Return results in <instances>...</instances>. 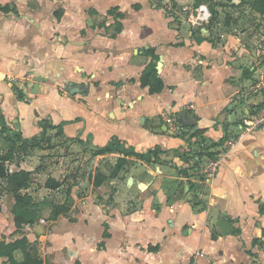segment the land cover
I'll return each instance as SVG.
<instances>
[{
	"label": "crops",
	"instance_id": "1",
	"mask_svg": "<svg viewBox=\"0 0 264 264\" xmlns=\"http://www.w3.org/2000/svg\"><path fill=\"white\" fill-rule=\"evenodd\" d=\"M74 1L0 0V109L7 125L24 138H32L43 131V119L55 125L65 122L66 136L78 138L93 149L106 145L114 136L140 152L159 146L163 163L150 164L127 156L134 165L126 179L110 178L115 193L112 204L107 206L86 196L78 204L79 212L72 215L76 219L65 213L45 219L32 207H24L19 210V222L8 213L14 197L0 198V241L10 242L25 235L38 243L45 264H75L76 260L81 264H264V125L246 131V119L264 101V90L255 89L264 70L249 87L246 81L257 75L264 57L251 64L254 57L246 55L248 48L240 36L220 30L221 39L215 37L220 22L210 29L209 19L208 23L193 24L195 27L184 22L175 27L165 9L154 7L151 0L133 2L131 13L124 11L119 0L104 12L85 4L84 11L77 13L71 11ZM136 3L141 4L139 9L134 7ZM6 5L10 11L1 8ZM114 6L125 16L121 19L122 30L113 36L115 19L108 10ZM147 7L162 17L164 27L157 34L155 31L160 29L155 30V23L145 19ZM91 9L111 20L99 26L97 23L103 19L93 17ZM199 36L221 42L213 44L211 38L199 41ZM147 48L159 55L157 63L163 61L158 72L164 82L161 92L151 93L149 86L141 84L142 72L153 60L145 53ZM262 50L258 48L257 54ZM245 69H250L246 76ZM39 75L43 80L36 84ZM65 78L91 82L90 92L86 96L71 95ZM18 91L24 93L23 98ZM118 97L133 106L134 123H126L120 114L119 122L109 121L110 109H106L108 101L104 100ZM168 116L176 119L175 127L166 121ZM158 117L162 130L153 127ZM196 130H203L207 139L193 148L206 152L201 158L195 157L199 164L190 169L189 178H183L178 169L191 166L183 148ZM241 133L244 138L230 148L228 142ZM6 147L1 146L3 153ZM104 156L97 154L95 159ZM217 157L221 160L219 169L213 177L206 176L204 169L209 160ZM35 159L34 152L16 148L6 164L11 163L10 171H31L32 182L23 192L31 193L36 200L33 177L46 173L37 170ZM47 176L62 182L57 189L65 185V179L54 172ZM130 177L131 186L137 184V190L127 191L122 186ZM167 179H183V198L168 203L167 187L163 185ZM187 179L198 183V204L192 200L194 190L190 191ZM108 182L93 193L105 196L112 190ZM204 182L207 192L201 189ZM78 186L75 183L73 188ZM127 195L139 201L131 211L119 203ZM155 198L159 199L158 205L154 204ZM43 206L39 202L36 208ZM31 218L34 223L29 222ZM214 229L219 232L217 238L213 237ZM196 230L197 240L183 251L182 236ZM151 245L158 248L150 250ZM16 256L21 259L22 252L17 251ZM7 259L0 256V264Z\"/></svg>",
	"mask_w": 264,
	"mask_h": 264
},
{
	"label": "rangeland",
	"instance_id": "2",
	"mask_svg": "<svg viewBox=\"0 0 264 264\" xmlns=\"http://www.w3.org/2000/svg\"><path fill=\"white\" fill-rule=\"evenodd\" d=\"M116 0H75L72 5H74L71 8V11H75L77 13H82L83 6L86 4L88 5H94L98 10L103 11L108 7L115 3ZM148 0H119V4L122 8H124V11H129L131 13L132 9V3L133 2H146ZM178 2V7L173 6V0H163V4L165 7L169 8L171 11L172 18L171 23L177 27L180 26L183 22L184 25H188L189 27H192L193 24H195L192 20L195 19V15H197V8L201 4H206L209 7L211 4L218 2L223 3L222 6H218V9L220 10V15L217 19L213 22V26L217 27L218 22L220 24L217 27V33L215 32V37L219 36V31H224L227 34H234L241 37V41H243L244 45L248 48L246 55H251L254 57L252 59L251 64H254L255 61L257 62L260 56L264 57V15L259 14L258 12L254 11L250 6L244 5L241 7H233L230 4L232 2L239 3L240 0H211L210 1H201V0H182L183 2H180L181 0H176ZM200 2V3H199ZM230 5V6H229ZM226 13H229V23L226 24ZM134 13L131 14L130 17H132ZM145 19L150 23V20L155 23L156 26H154V29H160L159 31L156 30L155 34L161 32V29L164 27L162 17L156 14H153L152 12H149V8L147 7L145 10ZM151 17H154L155 20H152ZM104 19L103 17L100 18ZM108 19V16L107 18ZM135 19H138V17H135ZM212 19V13L210 11V18L209 21ZM111 20L110 18L108 21ZM207 21V23L209 22ZM198 24H196L197 26ZM149 27V26H148ZM195 27V26H193ZM147 28V27H146ZM221 39V37L219 38ZM217 40L216 42L219 44L221 41ZM263 49L262 53L257 54V49ZM259 71L257 72V75L255 77H252L251 79H248L246 81V86L249 87L250 84H253L255 79L260 76V72L264 70V65H259ZM258 95V94H257ZM108 98H105L104 101H108L106 104V109H110V114H108L109 121H118L117 114H120L123 117V120L126 121V123H134L135 115L133 112V106H129L125 104V101L122 97H118L117 99H110L106 100ZM121 99V102L119 100ZM115 110H120V112H115ZM105 112V111H104ZM238 112L242 113L241 110H238ZM106 113V112H105ZM235 117V116H234ZM152 122V121H151ZM156 124L153 125V127H158L159 130H162V122L159 117L155 120ZM140 123V121H139ZM115 130H120L119 126L114 127ZM60 128H51L48 131V134L43 137V144L41 147H37L35 149H30L29 152H34L35 159L34 163L37 164V170H43L46 175L43 177L36 176L37 178L33 177V188L32 191L35 192V197L38 202L41 203V205L44 206L39 209L38 214L41 215V218L48 219L50 216H53V208L51 203L55 206V203L60 202H66L72 198L73 203L70 204V211L69 214L65 213L66 217H70L72 219H76L75 215L77 212H79V206L78 204H82L84 202V198L86 196H92V201L98 202L101 201L103 203H106L107 206L112 204V202L115 200L113 192V184L111 183V173L114 169V166L116 165V161L119 158V153L108 154L106 153L104 157L99 158L98 160L95 159V152L90 145L85 144L84 142L80 141L78 138L66 136L62 132H58ZM167 131V130H166ZM170 135H175V133H171L170 130H168ZM176 136V135H175ZM7 142V141H6ZM4 143L3 138H0V148L1 146H7L4 151L7 150L8 145L7 143ZM125 149H131L128 146H124ZM2 149V148H1ZM38 158L40 160H38ZM11 163H7L6 167L10 168ZM39 165V166H38ZM134 165L133 162H127L123 169L119 170L118 175L115 178H118L119 181L120 178L123 180L126 179L127 175L129 174L132 166ZM97 170H101L105 172L109 178V187L112 188V190H109L105 196L101 194H95L93 193L94 190H97V188L94 187L93 181L95 177V173ZM172 170V169H171ZM176 170H172V172L175 173ZM55 173L59 177V179H65V185L61 189H48L46 184V180L52 173ZM113 178V177H112ZM78 183L79 186L73 188L74 184ZM132 183V182H131ZM129 182V178L125 183H122V186L127 191L131 189V191L137 190V184L134 186H131ZM175 182L172 180H164L163 185L167 187V185H172ZM93 184V187H92ZM2 183L0 182V198H9L8 200H11L13 196L10 193H3L2 191ZM116 185V184H114ZM75 189V190H73ZM201 189L205 192L208 191L207 183H201ZM75 193V194H74ZM114 194V195H113ZM207 194V193H206ZM150 195V194H149ZM132 195L124 196L121 200H119L120 204H123L126 211H131V209L139 204V201H134L133 198H131ZM131 198V199H130ZM137 199V197H135ZM192 198V196H191ZM205 198V197H204ZM203 198V199H204ZM84 199V200H83ZM195 199L194 197L192 200ZM155 205L159 204V199L155 198ZM78 206V207H77ZM205 206V204L203 205ZM0 211H1V204H0ZM34 211V210H33ZM215 210L213 209V213ZM9 216L12 218L14 216L13 212L11 211V207L9 208ZM51 218V217H50ZM52 219V218H51ZM43 220V219H42ZM167 225L170 224V222L166 223ZM19 226V225H18ZM27 228V225L24 226ZM224 227V226H223ZM247 227V226H246ZM226 228V227H225ZM249 228V227H247ZM172 229V227H171ZM177 229V226L174 228ZM199 235V230H196L194 234H189L186 237L182 236V240H184L183 243V251L187 248L188 244H191L197 240V237ZM64 264V263H63Z\"/></svg>",
	"mask_w": 264,
	"mask_h": 264
},
{
	"label": "trees",
	"instance_id": "3",
	"mask_svg": "<svg viewBox=\"0 0 264 264\" xmlns=\"http://www.w3.org/2000/svg\"><path fill=\"white\" fill-rule=\"evenodd\" d=\"M201 1H210L211 0H201ZM152 5L157 8H164L166 11L167 16H172L171 11L169 8L165 7L163 4V0H151ZM200 3V2H199ZM223 3L216 2L214 4H211L210 11L212 13V19H210L209 29L211 26H213V22L215 19L218 18L220 15V10L218 9V6H222ZM233 7H241L244 5L250 6L254 11L258 12L261 15H264V0H240L239 3L232 2L230 4ZM229 5V6H230ZM173 6L178 7V2L176 0H173ZM134 7L136 9H139L141 7V4L136 3L134 4ZM5 11H10V6L6 5L1 7ZM93 17H103L104 19L97 24L99 26H103L106 23V16H101L95 9L90 10ZM108 14L113 15L115 21H113L112 25L114 26V33L113 36L120 32L123 28V22H121V19L124 18L125 14L124 12L119 10L118 6H114L108 10ZM226 24L229 23V13H226ZM199 34H202L201 30H198ZM196 34V33H195ZM201 36V35H200ZM198 37L199 41H203L205 39H209L213 44L216 42L212 37ZM145 53L150 54L153 58L151 63H149L146 68L143 70L141 75V84L142 86H149V90L151 93L155 92H161L164 88V82L163 79L158 75L157 70V60L159 59V55L155 53L153 48H147L144 50ZM250 73V69L244 70V76L248 75ZM16 89H18L16 87ZM18 96L20 98H23L24 93L22 91H18ZM63 123H60L58 125H55L51 122V120L43 119L41 121V124L43 126V131L33 136L32 138H24L22 136V133L20 131H15L12 128H10L5 120L4 114L2 113L0 109V138L2 137L5 141L8 142V148L5 151V153L2 152V149L0 148V182L2 185V191L4 193H10L15 201L13 202V205L11 207V211L14 214L15 220L21 221V217L19 216V210H22L24 207H32L34 209V213L39 212V209L36 208L39 206V202L35 200L34 196L29 192H23V190L29 188L31 182H32V176L31 171L26 169H20L18 171H10L9 168L6 167V161L10 160L14 157V152L16 148L28 151L30 149H35L37 147H41L43 144V137H45L48 134V130L51 128H60L58 132H62L63 130ZM6 132V133H5ZM203 130H196L193 131L192 134L189 135V143L188 146L183 148L184 154L186 156V162L190 163L191 166H184L180 167L178 169V175L180 177H190L191 176V170L193 166H197L199 164V160H196L195 157L201 156L205 154L203 150L196 151L194 150L193 146L196 143H199L200 141H206L207 136L204 135ZM196 137V141H193L192 138ZM226 137L223 139H220L221 142H224ZM125 142L122 141L117 136H114L113 139L109 143H107L104 146H94V152L95 155L97 154H106V153H119L121 156L119 157L116 165L114 166V169L111 173L110 177H116L119 173V170L123 169L127 162H129V159L127 156H135L141 160H144L150 164H157V163H163L161 161L159 154L161 152V148L159 146H155L154 148H150L145 152L136 151L131 147V149H125ZM205 149V148H204ZM177 154H180V151H177ZM182 155V153H181ZM109 176L101 171L97 170L94 177V187L98 188L101 186ZM189 185H190V191L194 190L195 195V204L200 203L199 195L197 194L198 191V183L187 179ZM174 184L167 185V201L168 203H172L173 201L177 199H181L185 196V182L183 179H176ZM46 186L50 188H58L62 185V182L53 178L49 177L46 180ZM53 218H56L61 213H66L70 210V205L68 203H62L59 205H56L53 207ZM261 212H264V207H261ZM29 222L34 223V219L31 218ZM17 232H21V229L18 228ZM108 234V232H105V235ZM219 232H217L215 229L213 230V237L217 238ZM158 246H150L149 249H157ZM17 251H21L23 257L21 259H18L16 256ZM0 256H6L8 259L3 262V264H45L44 258L41 253L40 246L37 242H31L29 239L23 235L21 237L16 238L13 241L6 242L5 240L0 241ZM75 264H81L80 260L74 261ZM190 264H194L193 261Z\"/></svg>",
	"mask_w": 264,
	"mask_h": 264
},
{
	"label": "built area",
	"instance_id": "4",
	"mask_svg": "<svg viewBox=\"0 0 264 264\" xmlns=\"http://www.w3.org/2000/svg\"><path fill=\"white\" fill-rule=\"evenodd\" d=\"M196 10L198 11L197 15H195V19L192 20L195 24H201L204 21H208L210 18V11L206 5H200ZM255 86V89L264 90V76H261V79L257 81ZM166 121L175 127L176 119L174 117L168 116L166 117ZM262 125H264V101L258 105L253 113H251L246 119V131H253L255 128ZM244 136V133H241L235 140H230L228 142L230 148H233L237 144V141L244 138ZM220 163L221 160L219 157L210 159L207 167L204 169L205 175L213 177L219 169Z\"/></svg>",
	"mask_w": 264,
	"mask_h": 264
},
{
	"label": "water",
	"instance_id": "5",
	"mask_svg": "<svg viewBox=\"0 0 264 264\" xmlns=\"http://www.w3.org/2000/svg\"><path fill=\"white\" fill-rule=\"evenodd\" d=\"M162 64H163V61H162V59H160L157 63L158 72L161 71ZM42 78L43 77L41 75L35 77L34 83L39 84L38 82H41L43 80ZM64 83H65L67 91L71 95L81 94L83 96H86L90 92V89H91V82H89V81L76 82L72 79H66L65 78ZM132 181H133V177H130L129 182H132ZM155 192H157L156 189H155ZM72 201H73V199L70 198V200L68 201L69 204H72L73 203Z\"/></svg>",
	"mask_w": 264,
	"mask_h": 264
}]
</instances>
